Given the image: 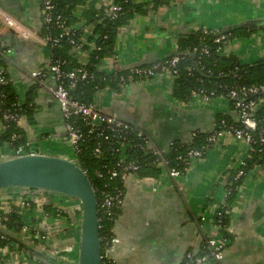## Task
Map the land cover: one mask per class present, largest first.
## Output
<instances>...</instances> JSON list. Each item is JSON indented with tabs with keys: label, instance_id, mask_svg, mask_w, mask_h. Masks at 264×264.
I'll return each mask as SVG.
<instances>
[{
	"label": "crops",
	"instance_id": "1",
	"mask_svg": "<svg viewBox=\"0 0 264 264\" xmlns=\"http://www.w3.org/2000/svg\"><path fill=\"white\" fill-rule=\"evenodd\" d=\"M83 1L72 11L71 27L82 29L87 48L70 50L82 65L89 61L93 47L88 40L92 25L81 20L83 12L91 4L106 11L114 4V0ZM139 1L146 13L135 14L118 28L114 52L98 63L100 71L112 73L167 58L181 40L204 28L234 32L223 46V55H233L244 64L264 58V0H164L158 5L155 0ZM0 7L31 32L23 36L0 25V38L9 49L4 66L11 91L21 104L33 98L31 116L20 117L23 154L73 159L64 136L50 138L53 132L65 133L62 112L51 91L56 84L52 73L46 71L41 81L30 74L45 70L51 62L42 35L41 0H0ZM240 29L251 33L235 34ZM174 82V75L163 71L116 87L105 84L94 92L90 104L143 129L164 150L175 141L190 143L197 131L211 130L217 116L236 119L226 97L205 99L192 91L189 98L177 99ZM3 130L0 123V133ZM14 149L0 141V159L15 156ZM246 153L242 142L221 137L175 179L155 170L127 175L121 211L113 225L115 240L107 256L114 264H184L189 253L202 250L208 237L223 238L214 222L216 210L224 202L230 170L239 166ZM40 203H50V210ZM13 211L20 213L22 221L16 230L7 228L1 217ZM0 212V264H76L81 230L76 198L28 189L0 190ZM228 230L231 236L224 238L221 258L203 264H264V167L256 165L244 175L230 203Z\"/></svg>",
	"mask_w": 264,
	"mask_h": 264
},
{
	"label": "trees",
	"instance_id": "2",
	"mask_svg": "<svg viewBox=\"0 0 264 264\" xmlns=\"http://www.w3.org/2000/svg\"><path fill=\"white\" fill-rule=\"evenodd\" d=\"M53 4L52 21L43 24L42 35L46 36L47 33L54 35L55 38H60L59 41L50 40L47 45L50 50L51 62L62 61L61 68L66 71H74L76 78L73 80H65L64 84L68 87L70 84L73 86L69 89V94L72 98L90 104L92 96L96 90L105 84L116 87L123 85L131 79H145L152 76L145 71L155 63H161L154 69L155 72H161V65L167 58L152 62L147 65H140L135 67L126 68L112 73H105L97 69L98 63L105 55H111L114 52L115 35L119 27L127 24L135 14L146 13L144 3L139 0H114V5L119 9L115 12H108L103 7H95L94 4L88 5L82 14V19L85 25H92V30L89 41H93V47L90 52L89 61L82 65L77 63L76 59L71 54L70 50L73 47L87 48V44L83 43V31L81 28H73L71 25L74 22L72 11L77 3H84L83 0H51ZM164 0H155L154 5L163 3ZM69 27L70 33L68 35L62 34L64 29ZM209 32L204 33L203 29L192 32L187 38L180 41L178 49L175 51L179 53L182 58L175 66L177 75L175 77L173 94L177 99H187L190 97L192 91L203 89L207 93L214 92V97L223 96L231 87V84H252L264 82V58L253 61L251 63L239 62L233 55H223L221 52L223 46L233 37L234 32L224 33L221 31H214L208 29ZM251 31L240 29L235 31V34L248 36ZM218 35H223L224 38L216 43L214 38ZM208 48V54L201 52L202 47ZM196 48L195 51L190 49ZM174 55V54H173ZM3 64L5 62L3 61ZM235 67H237L235 69ZM86 76L81 79L82 73ZM232 72L237 75L234 76ZM5 80L0 82V106L2 110L9 109L11 112L21 117V115L31 116V108L34 107L33 98L29 96L25 103H18L14 93L11 91L10 83L8 82L7 72H5ZM36 86V84H34ZM264 114V106L259 112ZM3 120L4 130L0 133V141L8 142L13 148H16L20 142H23L22 128L17 125L14 119ZM64 120V119H63ZM71 122L75 127L80 128L84 133V139L79 140V151L76 152L77 160L82 169L86 171L92 187L96 194L98 204L99 216V235L101 243V255L103 264H114L109 256L106 255L107 248L110 246V241L114 238L113 225L114 221L119 215L123 199V181L120 178L108 179L107 177H97L94 174L95 169L106 170V166H113L117 158L115 151L118 143L108 142L103 140V137L96 135L95 130L88 132L89 126L81 116L73 115L64 120ZM215 122L218 127L224 128V124L231 125L237 124L236 119L226 116H217ZM227 127V126H226ZM225 127V128H226ZM207 132L197 131L193 135L190 143L183 144L181 142H173L165 156L169 158L170 164L174 167L182 169L184 164L178 158L183 154L188 147H196L200 144L206 143ZM14 136V138H13ZM16 136V137H15ZM126 139H130L129 146L126 150L128 159L136 161L141 164L138 174L146 175L151 170H160L149 163L152 160V155L145 153L138 144L142 143L133 135H127ZM102 147L103 154L97 157L94 150L95 147ZM264 167V145L254 144L246 159V165L241 166L244 174L237 177L236 169H231L227 183L225 184L226 196L224 202L221 203L216 210L214 222L219 226L223 233V238H229V209L230 203L233 202L238 186L242 182L244 175L250 171L254 166ZM109 193L113 196L119 192L121 201H114L109 207L110 213L107 214L101 209L100 198L101 192ZM28 201V200H26ZM45 211H49L51 204L44 203ZM1 213V212H0ZM3 223L7 228L14 230L19 229L22 225L20 213L18 211L9 212L1 215ZM108 243H107V242ZM208 251V247L204 245L201 251L193 253L199 255ZM187 258V257H186Z\"/></svg>",
	"mask_w": 264,
	"mask_h": 264
},
{
	"label": "built area",
	"instance_id": "3",
	"mask_svg": "<svg viewBox=\"0 0 264 264\" xmlns=\"http://www.w3.org/2000/svg\"><path fill=\"white\" fill-rule=\"evenodd\" d=\"M52 9L53 4L51 0H41V15L44 23H50L52 21ZM118 9L119 7L113 4L108 8L107 11L112 13L117 11ZM0 25L2 27L13 29L23 36L31 35V32L26 27L20 24L12 15L3 10L1 7ZM203 32L207 33L209 32V30L204 28ZM69 33L70 28L67 27L64 29V32L62 34L68 35ZM53 36L54 35L47 33V35L44 36L45 42L47 43L50 40H60V38L54 39ZM223 38V35H218L214 38V42L218 43ZM4 45V42L0 38V82H3L5 80L4 75L5 72H7L3 61L5 60L6 54L9 49L5 48ZM190 50L195 51L196 48L193 47ZM201 52L203 54H208V48L205 46L202 47ZM173 54L171 57L166 59L164 63H162L161 72L169 71L174 75V77H176L177 72L175 70V66L180 61L182 56H180L179 53L176 52H174ZM62 64V61H53L50 62L49 66L45 70L42 69L32 71L30 74L33 80L41 81L44 78L46 71L52 73L53 80L56 82V84L54 87H52L51 91L59 103L64 120L70 118L73 115L81 116L86 125L89 126L88 132H92L95 130L96 135L99 137H103V140L111 143H118L115 148V151L117 152V158L114 161L113 166H106L105 171L95 169L94 174L97 177H107L108 179L120 178L122 179V181H124V179L130 173H138L141 168V164L128 159L126 150L129 146L130 139H126L127 135H133L135 138L139 139L142 142L138 145L142 149H144L145 153L152 155V160L149 163L151 166L158 168L161 173H165L174 179L181 176L186 167L191 162L203 157L210 146L213 143L217 142L221 137H227L231 141L242 142L247 147V153L239 162L238 168L246 165V159L249 157V153L252 150V146L254 144L264 145V114H259L264 106V82L252 84H231V87L223 96L230 101L233 111L236 114L237 124H224V128H222L218 127L216 122L214 121L212 129L207 131L205 144L203 143L196 147H188V149L183 154L178 156L180 161L184 164L183 168L180 169L170 164L169 158L165 156V152L167 150L157 147L151 137L143 129L128 123L127 121L117 117L115 114H105L99 111L92 104H85L72 98L69 94V87L64 84V81L73 80L76 78V75L74 71L63 70L61 68ZM159 64L161 63H155L152 68L147 69L145 72L151 75L160 73L154 71V69H156ZM236 68L237 67H235V69ZM232 74L234 76L237 75L235 72H232ZM85 76L86 74L84 72L80 75V78L83 79ZM192 94L194 96H202L205 99L214 97V92L207 93L202 89L193 91ZM0 113L2 118L14 119L16 120L17 125L21 127L20 117L11 112L9 109L2 110V107L0 106ZM0 123L3 124L2 119H0ZM64 132V134L61 132H53L50 134V138L57 139L64 136L75 155V157L70 160L79 165L76 152H78L80 149L78 143L79 140L84 139V133L80 128L75 127L69 121L64 123ZM24 149L25 147L19 144L14 149V152L16 155H21L25 153ZM94 152L97 157L102 156L103 150L100 144L95 147ZM79 166L81 167V165ZM84 172L86 173L85 170ZM243 174L244 171L241 168H239L236 172L237 177ZM120 193L121 192L113 196L109 193H105L104 191L101 192L100 206L105 213H110L109 207L114 201H121L119 197ZM39 206L42 207V203H40ZM114 240L115 239L112 238L109 245L113 244ZM206 246L208 247V251H205L204 253H201L199 255L189 253L184 264H203L208 260L221 258L222 250L225 247L224 238L217 239L208 237L206 239Z\"/></svg>",
	"mask_w": 264,
	"mask_h": 264
},
{
	"label": "water",
	"instance_id": "4",
	"mask_svg": "<svg viewBox=\"0 0 264 264\" xmlns=\"http://www.w3.org/2000/svg\"><path fill=\"white\" fill-rule=\"evenodd\" d=\"M32 190L76 198L81 207V230L76 264H103L95 191L75 162L54 155L21 154L0 159V190Z\"/></svg>",
	"mask_w": 264,
	"mask_h": 264
}]
</instances>
